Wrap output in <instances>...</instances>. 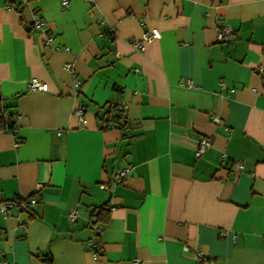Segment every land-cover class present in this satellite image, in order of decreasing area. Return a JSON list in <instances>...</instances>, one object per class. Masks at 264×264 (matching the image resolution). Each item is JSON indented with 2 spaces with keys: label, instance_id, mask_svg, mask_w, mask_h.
Listing matches in <instances>:
<instances>
[{
  "label": "crops",
  "instance_id": "obj_1",
  "mask_svg": "<svg viewBox=\"0 0 264 264\" xmlns=\"http://www.w3.org/2000/svg\"><path fill=\"white\" fill-rule=\"evenodd\" d=\"M259 66L264 0H0V264H264Z\"/></svg>",
  "mask_w": 264,
  "mask_h": 264
},
{
  "label": "built area",
  "instance_id": "obj_2",
  "mask_svg": "<svg viewBox=\"0 0 264 264\" xmlns=\"http://www.w3.org/2000/svg\"><path fill=\"white\" fill-rule=\"evenodd\" d=\"M30 0H12L13 4L18 6H21L23 4H26L27 2H29ZM61 3L63 6H66L68 4V0H61ZM7 7L9 6V4L6 5ZM32 26L37 29V30H43L45 28V24L46 21L39 16L38 14H34V17L32 19ZM114 29L113 27L109 28L108 32L109 33H113ZM230 32V29L228 27V25L225 22H220L218 25V31H217V38L220 40H223L225 38H227L228 34ZM160 35V31L157 28H150L146 31L143 32L142 36L136 39H131L130 42L132 43V45L135 48H142L145 42H148L150 40H152L153 38H157ZM67 66L69 67V65L67 64ZM259 71L264 74V66H259ZM81 81L79 79H76L74 81V85L75 86H80ZM218 85L221 89L228 91H233L234 87L228 85L227 83H225L223 80H219L218 81ZM47 83L40 80L37 77H32L27 81V89L28 90H47ZM119 107L123 112V116H124V109H125V104L123 102L119 103ZM76 114L78 115V119L80 121L81 124H83L85 122V116H84V111L83 109L80 107L78 109H76ZM213 120L218 122L219 121V117L214 116ZM211 142V138L209 137H201L196 145L195 148V155H200L207 146L210 145ZM19 141L15 142V145H18ZM242 167V163L241 162H237L235 164V169H239ZM128 174V168L124 167L121 169H118L115 172V176H116V180L120 181L124 178H126ZM102 187L108 189L109 186L107 184H102ZM28 202L30 204H34L36 203V198L34 196H30L28 198ZM13 205L12 201H4L0 203V211L2 212H6L11 206ZM67 219L70 222H73L76 219L77 216V209L76 208H72L68 211L67 213ZM101 232V228L98 226H94V233L95 234H100ZM92 246H93V253L94 256L98 254L99 252V248H100V241L98 239H93L92 240ZM198 255V254H197ZM132 264H139L137 259H133L132 260Z\"/></svg>",
  "mask_w": 264,
  "mask_h": 264
},
{
  "label": "trees",
  "instance_id": "obj_3",
  "mask_svg": "<svg viewBox=\"0 0 264 264\" xmlns=\"http://www.w3.org/2000/svg\"><path fill=\"white\" fill-rule=\"evenodd\" d=\"M110 109L107 110V114H109L108 118H107V121L110 122V121H115L117 123V126L119 128H124L125 127V123H126V116L122 115L123 112L122 110L120 109V107L116 104V105H111L109 107ZM113 111V112H112ZM2 120V113H1V110H0V121ZM19 200V199H18ZM104 209L103 206H99L98 207V213H101V210ZM96 218H99L96 216Z\"/></svg>",
  "mask_w": 264,
  "mask_h": 264
}]
</instances>
